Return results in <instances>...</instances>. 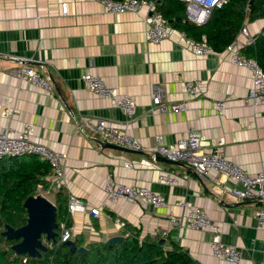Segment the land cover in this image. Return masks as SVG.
<instances>
[{"label":"crops","instance_id":"1","mask_svg":"<svg viewBox=\"0 0 264 264\" xmlns=\"http://www.w3.org/2000/svg\"><path fill=\"white\" fill-rule=\"evenodd\" d=\"M63 1L66 13L61 12ZM145 12L108 13L90 0H0V131L14 133L30 122L33 139L65 155L64 179L47 175L49 187L39 193L54 203L61 190L64 197L76 195L87 207H101L98 216L88 209L69 215L72 233L80 239L107 240L121 235L119 228L128 224L141 234L175 242L200 264H263L264 221L259 224L255 215L260 202L235 199L229 190L240 185L223 173L211 169L199 178L184 163L161 162L151 152L156 134L164 145H173L189 129H197L207 141L205 149L221 140L229 160L248 173L264 174V105L244 101L250 71L233 64L225 50L195 54L182 44L178 32L183 28L169 22V37L148 41ZM245 26L253 35L264 27V18ZM234 40L243 54L246 36L239 32ZM24 65L49 79L53 91L16 77L14 71ZM86 71L131 95L136 103L132 117L88 90L81 80ZM195 79L201 85L193 96L185 91V83ZM156 90L162 103L184 102L186 110L152 111ZM218 100L225 102L221 111L214 108ZM97 119L124 128L144 150L106 147L94 128ZM162 172L174 174L178 181L164 183L159 179ZM107 173L124 184L149 186L167 204L108 200ZM179 200L187 205H179ZM192 208L204 209L222 224L221 240L240 251L238 263L212 255L211 230L186 225L184 217ZM169 211L177 223L168 217Z\"/></svg>","mask_w":264,"mask_h":264},{"label":"built area","instance_id":"2","mask_svg":"<svg viewBox=\"0 0 264 264\" xmlns=\"http://www.w3.org/2000/svg\"><path fill=\"white\" fill-rule=\"evenodd\" d=\"M98 2L103 10L108 13H127L138 12L145 9L143 20L146 24L145 36L148 41L159 42L169 37V28L167 20L162 12L156 8V0H90ZM185 2L186 19L195 24H202L207 19L213 8L221 7L226 0H183ZM62 13H66L67 3L61 2ZM240 32L246 36V43L252 41V35L248 32L245 25ZM184 47L189 48L197 55L205 56L215 52L213 47L207 42L202 34L199 38L187 35L184 30L178 32ZM227 51L230 61L236 66L245 67L250 71L251 84L245 102L251 105H264V70L260 67L253 57L240 53L235 40L231 41L224 49ZM26 60V59H25ZM14 75L34 86L43 88L47 92L53 91V84L49 79L40 75L33 68L24 65L14 71ZM84 85L92 93L102 96L110 101L111 104L119 108L127 117H132L135 110L134 98L125 93H119L115 87L105 83L103 78L95 73L86 71L81 75ZM201 80L195 79L185 83V91L190 95H197L200 92ZM152 103L158 112L167 111L177 113L186 110L184 102H172L166 105L161 102V95L158 90L152 94ZM225 107L223 100L215 102V109L222 110ZM86 122V120H84ZM95 130L102 136L105 142L121 145L133 150H144L139 139L129 134L124 128L117 124L110 123L104 119H97L94 125ZM33 125L25 122L20 130L11 132L8 128L0 131V156H18L23 154H34L47 161L50 167L51 175L61 181L64 179V160L65 155L46 144L32 138ZM155 144L151 149L153 155H160L175 162L184 163L199 178H204L209 170H215L234 179L240 187H233L229 190L235 199H256L260 206L255 210L256 218L259 224L264 221V174L248 173L240 165L229 160L224 153V143L221 140L216 141L205 149L207 141L203 134L197 129H189L183 137L177 139L173 145H164L161 142V135L154 136ZM129 167V162L124 163ZM187 176L184 174L183 177ZM164 183L174 185L178 177L171 173L162 172L159 175ZM215 182H218L217 180ZM104 191L110 201L124 200L128 203H137L139 201L146 204L165 206L166 198L152 190L146 185H131L118 182L111 173L105 175ZM42 194V193H41ZM179 205H187L179 200ZM93 216L101 213L100 206H89L79 197L73 194L68 195L67 212L73 215L76 212L86 210ZM168 217L173 223L178 220L170 211ZM183 220V218H182ZM184 220L186 225L193 229H209L212 232V239L209 246L213 256L229 263H238L241 259L240 251L233 245L224 243L221 240L222 224L212 221L202 208H192L186 213ZM181 221V220H180ZM59 241L71 239L73 227L66 226L65 222L60 223ZM264 264V261H263Z\"/></svg>","mask_w":264,"mask_h":264},{"label":"trees","instance_id":"3","mask_svg":"<svg viewBox=\"0 0 264 264\" xmlns=\"http://www.w3.org/2000/svg\"><path fill=\"white\" fill-rule=\"evenodd\" d=\"M156 8L170 24L183 28L187 35L199 38L204 34L215 52L223 51L246 22L264 18V0H226L221 7L213 8L202 24L186 19L183 0H156ZM241 51L253 57L264 70V27L252 35V41L243 45ZM47 175H51L49 164L34 154L0 156V264H200L175 242L141 234L140 229L128 224L119 228L123 238L115 242L85 241L72 234L77 247L84 246L86 251L71 252L59 241L60 223L71 225L68 197L61 190L57 191L54 201L58 224L55 241H48L46 250L39 256L16 254L11 245L17 240L7 239L1 232L6 224L19 227L26 222L23 202L39 190L48 189Z\"/></svg>","mask_w":264,"mask_h":264},{"label":"water","instance_id":"4","mask_svg":"<svg viewBox=\"0 0 264 264\" xmlns=\"http://www.w3.org/2000/svg\"><path fill=\"white\" fill-rule=\"evenodd\" d=\"M177 21V18L173 19ZM169 22V20L167 21ZM105 146L114 149L130 151L133 149L117 145L114 143L105 142ZM155 159L161 162H175L163 156L155 155ZM23 207L26 209V222L19 227H12L5 225L1 232L7 239H16L17 241L11 245V249L16 254H26L27 256H39L41 251L46 250L48 241H55L58 224L56 222V207L41 193L33 196H28L24 202ZM44 236V238H42ZM123 238L121 235L110 236L107 241L115 242ZM71 252L83 253L86 251L84 246L76 245L73 239L64 241Z\"/></svg>","mask_w":264,"mask_h":264},{"label":"rangeland","instance_id":"5","mask_svg":"<svg viewBox=\"0 0 264 264\" xmlns=\"http://www.w3.org/2000/svg\"><path fill=\"white\" fill-rule=\"evenodd\" d=\"M42 193H43V191H42Z\"/></svg>","mask_w":264,"mask_h":264}]
</instances>
